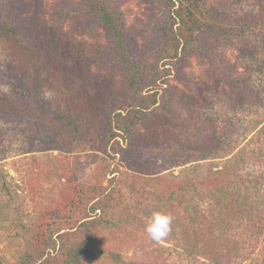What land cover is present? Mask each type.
I'll list each match as a JSON object with an SVG mask.
<instances>
[{"label": "rangeland", "instance_id": "374dc122", "mask_svg": "<svg viewBox=\"0 0 264 264\" xmlns=\"http://www.w3.org/2000/svg\"><path fill=\"white\" fill-rule=\"evenodd\" d=\"M96 1L116 13L126 56L84 0H0V91L40 118L29 128L16 105L0 111V154L7 153L0 156V264H21L23 253L46 246L54 254L61 244L83 245L81 218L92 214V198L119 222L97 226L85 246L138 264H201L163 248L162 240L151 242L146 223L168 193L157 176L188 165L187 158L171 159L170 150L207 146L230 128L231 117L251 113L246 85L264 87V0H184L202 23L205 48L186 54L175 51L178 0ZM9 21L37 52L32 60L5 31ZM133 68L136 89L128 79ZM157 91L151 105L146 94ZM126 104L134 107L117 116ZM251 255L240 264H264V255L259 262ZM62 262L58 252L43 264ZM80 264L113 263L84 257Z\"/></svg>", "mask_w": 264, "mask_h": 264}, {"label": "trees", "instance_id": "16d2710c", "mask_svg": "<svg viewBox=\"0 0 264 264\" xmlns=\"http://www.w3.org/2000/svg\"><path fill=\"white\" fill-rule=\"evenodd\" d=\"M84 1L109 28L116 51L126 56L128 48L116 13L96 0ZM177 2L178 6L173 8L172 18L173 25L176 26L174 36L176 53L186 54L194 50H204L198 38L202 23L199 22L193 8L184 4V0ZM4 29L27 59L30 55H32V58H29L31 60L36 56L37 52L30 49L29 44L21 38L10 21L5 24ZM45 67L47 72L52 73L50 67ZM134 69L130 71L128 79L130 85H134L136 89L138 73ZM154 85L158 86L157 82ZM149 86L150 90L155 89L153 85ZM246 89L249 97L254 100L253 106H250V114L231 117L230 128L219 136L215 135L207 146L183 144L170 150L168 154L171 159L187 158L185 163L188 162V165L177 173L171 170L157 176V183L166 188L168 193L159 196L152 212L159 210L172 217L171 232L162 240L168 243V246L163 248L174 250L191 262L240 264L256 249L258 250L251 255L257 260L256 262H259L264 255V87L249 84L246 85ZM157 94L158 91L156 94H146L147 98H152L151 105L158 103ZM28 100L29 103L33 101V99ZM21 101V98H8L0 91L1 112L10 113V105H16L15 114L25 116L23 123L28 124L29 128H38L39 116L27 108L22 110ZM65 107L71 109L73 105L66 103ZM132 107L133 104H126L122 111L115 114L121 116L123 110L129 112ZM142 108L149 109V105L146 104ZM82 112L81 109L80 113L76 109L73 111L76 116L79 115L85 120L86 113L80 115ZM117 123L119 129L128 131L127 125L119 121ZM23 134L29 136L30 132ZM73 142L76 148L85 147V144H80L81 142L76 139H73ZM92 143L98 145V141ZM113 152L118 153L117 150ZM6 154L3 152L0 156ZM4 187L3 191L8 193L5 184ZM91 201H93L92 214L81 218L83 220L81 225L85 226L84 231L87 233L83 245L61 244L54 254H52L54 247L46 246L23 253L19 262L43 264L47 256L61 252L62 264H80L84 257H106L113 264H138L113 250H95L84 245L94 242L93 230L97 226H112L119 222L107 218L105 208L99 204V198H92ZM97 209L101 210L99 214L96 213ZM129 218L130 216L121 219V222H127ZM72 229L71 232L79 230L78 227ZM155 243L159 246L157 241Z\"/></svg>", "mask_w": 264, "mask_h": 264}, {"label": "clouds", "instance_id": "9594fccd", "mask_svg": "<svg viewBox=\"0 0 264 264\" xmlns=\"http://www.w3.org/2000/svg\"><path fill=\"white\" fill-rule=\"evenodd\" d=\"M172 217L166 212L153 211L146 223V232L150 239L161 241L168 237L171 232Z\"/></svg>", "mask_w": 264, "mask_h": 264}]
</instances>
